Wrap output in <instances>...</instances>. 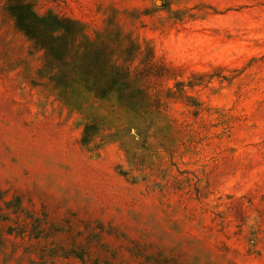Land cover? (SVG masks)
Returning <instances> with one entry per match:
<instances>
[{
  "label": "rangeland",
  "instance_id": "obj_1",
  "mask_svg": "<svg viewBox=\"0 0 264 264\" xmlns=\"http://www.w3.org/2000/svg\"><path fill=\"white\" fill-rule=\"evenodd\" d=\"M24 1L76 69L132 45L151 105L65 81L0 0V264H264V0Z\"/></svg>",
  "mask_w": 264,
  "mask_h": 264
},
{
  "label": "trees",
  "instance_id": "obj_2",
  "mask_svg": "<svg viewBox=\"0 0 264 264\" xmlns=\"http://www.w3.org/2000/svg\"><path fill=\"white\" fill-rule=\"evenodd\" d=\"M9 9L17 27L29 36L37 47L42 48L47 56L65 67L62 72L65 81L80 80L82 83L85 82L84 87L98 97H106L110 92L116 91L119 93L120 99L130 106L148 108L151 105L148 94L137 83L142 78L140 71L136 77L132 76L130 60L136 55L132 45L117 52V56L124 60L122 65H115L112 62L111 56L115 53L111 47L87 46L85 47L87 48L86 52L90 53L85 56V63L76 69L64 54V52H71L64 39L68 33H73L72 28L75 24H71L70 28L68 25H64L65 22L62 20H43L24 0H11ZM96 65H100V68L93 67ZM150 65L156 66L155 63H150ZM95 70H98L97 75L94 74ZM101 77H104L106 81L103 84L100 80ZM93 78H95V82L90 83L89 81Z\"/></svg>",
  "mask_w": 264,
  "mask_h": 264
}]
</instances>
